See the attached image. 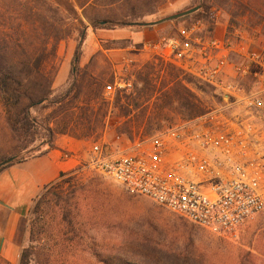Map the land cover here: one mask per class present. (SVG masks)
Here are the masks:
<instances>
[{
    "label": "rangeland",
    "instance_id": "1",
    "mask_svg": "<svg viewBox=\"0 0 264 264\" xmlns=\"http://www.w3.org/2000/svg\"><path fill=\"white\" fill-rule=\"evenodd\" d=\"M208 1L209 9L200 11L205 15L202 21L207 26L214 30L217 24H222L223 32L227 28L233 29L249 38L264 41V0ZM194 2L161 0L152 9L147 8L149 11H142L139 22L148 25L118 27L114 29L119 35L116 39L107 37L113 33L110 30L88 27L83 48L86 46L91 58L87 65L80 66L87 76L106 85L113 81L114 71L126 69L132 75L135 90L143 87L135 77L139 72L142 75L149 73L156 88L155 96L142 107L147 108L149 119L138 121V124L135 122V134L151 135L178 122L195 119L181 115L177 103L165 105L162 100V95L175 88L177 81L182 79L191 80L190 84L184 80L181 82L196 96L203 114L221 105L213 89L180 69L182 73L178 79L169 77L166 67L169 65L155 59L144 49L145 43L165 34H174L177 28L195 19L199 8L177 21L171 20L170 27L160 31H155L150 23L198 7L194 6ZM77 39V33L73 32L58 46L72 44L76 47ZM63 58L64 55L57 54V72ZM146 64L151 65L152 69H145ZM69 84L68 76L63 85L55 87L52 84V88L56 94H60ZM55 111L56 107H52L33 113L41 123L55 126L59 122ZM108 112L105 124L91 138L76 139L82 141L81 150L76 152L81 158L87 159V151L92 143L103 140L111 142L116 135H121L116 131L124 119L116 117L114 108ZM44 134V131L35 134L33 146ZM61 136L72 138L58 135L55 141ZM23 144L7 129L0 108V163ZM66 174L70 181L47 189L40 211L33 217L37 219L36 239L29 243L27 233L23 245L33 248L29 264H264V212L251 218L235 235L218 237L146 198L129 194L91 169H73ZM37 202L38 198L27 214V227L31 210ZM0 264L9 263L0 258ZM16 264H20V253Z\"/></svg>",
    "mask_w": 264,
    "mask_h": 264
},
{
    "label": "built area",
    "instance_id": "2",
    "mask_svg": "<svg viewBox=\"0 0 264 264\" xmlns=\"http://www.w3.org/2000/svg\"><path fill=\"white\" fill-rule=\"evenodd\" d=\"M144 49L213 89L221 105L151 135L94 142L87 159L70 150L61 157L212 235H235L264 212V41L228 28L218 36L192 20ZM130 76L114 71L103 97L130 92Z\"/></svg>",
    "mask_w": 264,
    "mask_h": 264
},
{
    "label": "trees",
    "instance_id": "3",
    "mask_svg": "<svg viewBox=\"0 0 264 264\" xmlns=\"http://www.w3.org/2000/svg\"><path fill=\"white\" fill-rule=\"evenodd\" d=\"M160 1L0 0V108L7 129L24 142L22 147L5 158L13 160L0 166V172L14 164L48 154L55 148L58 135L88 140L105 124L108 111L112 108L117 112V118L124 119L116 132L128 138L135 133V122L138 124V121L149 119L147 108H142L156 92L149 73L135 74L143 84L141 89L135 90L136 85L132 83L134 91L118 90L111 100H106L103 97L105 83L87 76L80 67V59L89 25L107 30L146 26L147 23L139 22L142 11L149 7L152 9ZM207 3L208 0H195L194 6H198L199 10L193 20H203L205 15L200 11L209 9ZM73 32L77 33L78 39L70 63V84L63 92L56 94L52 84L57 73V46ZM166 67L169 77H180L182 72L179 69L170 65ZM144 68L149 70L152 66L146 64ZM181 81L164 93L162 100L165 105L177 103L180 114L187 119L196 118L203 114L200 103ZM184 81L192 83L188 79ZM52 107H56L54 114L59 117L55 126L41 123L33 113ZM41 131L45 133L43 138L33 146L35 134ZM69 181L67 174L61 173L57 181L41 191L37 204L31 210L29 243H33L37 236V219L33 217L40 211L45 191ZM31 249L32 246L22 248L20 264H29Z\"/></svg>",
    "mask_w": 264,
    "mask_h": 264
},
{
    "label": "crops",
    "instance_id": "4",
    "mask_svg": "<svg viewBox=\"0 0 264 264\" xmlns=\"http://www.w3.org/2000/svg\"><path fill=\"white\" fill-rule=\"evenodd\" d=\"M172 22L163 21L150 26L155 31H160L170 27ZM223 30L222 24H217L214 28L218 36L223 33ZM110 31L113 33L107 37L116 39L119 36L117 30ZM65 46L59 45L57 48V54L64 55V58L53 81L55 87L63 85L69 76V65L75 46L67 44L66 49ZM90 58L91 54L85 46L80 66L87 65ZM81 142V140L66 136L58 137L55 141V148L48 154L14 164L0 172V258L5 262L17 263L19 253L27 238V214L43 188L57 181L61 173H68L76 166L73 160H63L62 152L65 150L80 151Z\"/></svg>",
    "mask_w": 264,
    "mask_h": 264
},
{
    "label": "water",
    "instance_id": "5",
    "mask_svg": "<svg viewBox=\"0 0 264 264\" xmlns=\"http://www.w3.org/2000/svg\"><path fill=\"white\" fill-rule=\"evenodd\" d=\"M198 8H199V7H194V8H191V9H188V10H185V11H182V12H178V13H176V14H173V15H171V16H168V17H166V18H163V19H161V20H159V21H157V22L150 23V25H152V24H156V23H158V22L171 21V20H176V19H179V18L185 17V16L190 15V14L194 13L195 11H197ZM12 160H13V158H8V159H6V160H4L3 162L0 163V166L9 163V162H11Z\"/></svg>",
    "mask_w": 264,
    "mask_h": 264
}]
</instances>
